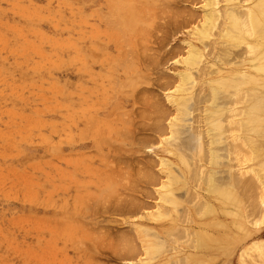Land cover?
I'll use <instances>...</instances> for the list:
<instances>
[{"label": "rangeland", "instance_id": "374dc122", "mask_svg": "<svg viewBox=\"0 0 264 264\" xmlns=\"http://www.w3.org/2000/svg\"><path fill=\"white\" fill-rule=\"evenodd\" d=\"M206 5L207 0H0V264H264V247L247 249L254 241H264L258 211L263 207L251 202L253 197L247 202L256 205L248 207L255 214L250 212L253 218L248 220L253 233L241 241L235 239L243 234L233 223L235 216L221 215L225 222L219 227L215 216L200 218L190 209L186 214L185 209L201 199L196 198L204 181L196 180L192 169L197 161L209 169L205 145L200 148L206 136L201 139L195 130L206 123V113L200 111L209 105V97L204 98L209 87L201 84L208 78L205 70L193 71L194 97L186 95L192 99L187 106L192 113L176 122L181 127L174 126L181 137L170 146L166 141L179 114L174 99L185 96L175 90L179 73L187 68L183 61L188 42L206 51L207 64L217 63L226 72L241 59L235 50L245 48H235L226 56L236 60L225 63L220 45L207 48L192 35ZM169 95L175 96L173 101ZM246 106L248 102L236 105ZM225 146L220 145L221 150L228 151ZM199 148L204 161L198 160ZM223 150L219 180L229 177L223 170L230 153ZM234 155L230 159H236ZM183 156L194 161L189 169ZM168 159L188 183L176 185L181 203L177 211L160 197L169 182L168 168L162 165ZM235 159L231 163H237ZM247 190L259 200L258 189L257 197ZM230 207L236 211L233 204ZM240 207L246 211L245 205ZM159 210L163 216H157ZM191 216L197 228L205 223L202 228L211 233L204 249L196 247L195 232L192 237L185 231L193 223ZM150 246L155 249L149 252L156 256L153 261L146 253ZM243 249L248 251L244 261Z\"/></svg>", "mask_w": 264, "mask_h": 264}, {"label": "bare ground", "instance_id": "6f19581e", "mask_svg": "<svg viewBox=\"0 0 264 264\" xmlns=\"http://www.w3.org/2000/svg\"><path fill=\"white\" fill-rule=\"evenodd\" d=\"M116 19H119L120 22L123 21V20H120V18H118V16L115 18V21H116ZM119 21H118L119 29L122 30L121 28H123V30H124V27H122L124 21L121 22L122 24H119L120 23ZM112 22L114 23L113 20H112ZM112 22L109 24L112 25ZM118 25H114V26H118ZM110 27L112 28V26H110ZM117 29H115V30H117ZM138 29H136V30H138ZM140 31H142V30H139V32ZM111 32L114 33V31H111ZM123 32L125 35V31H122V33H120V34H122V36H123ZM117 33H119V32H117ZM191 33L193 36H195L197 38V40L199 39L200 42H202L204 44V46L207 48L210 46V44L212 45L214 43H215L214 46L220 45V47L219 46L218 47L223 50V52L222 53L220 52V53L226 59L224 60V57H223V59L219 57V59H222V61L225 63L229 61L228 58L232 53H234L235 48L240 49L244 45H245L244 46L245 48L241 49V50H243L242 52H240L241 50H239L238 52L235 50L236 55L240 56V57H238V56L237 57L239 59L240 58L241 59L236 62L238 66L235 67L234 69H231L232 72H226L225 69L217 66V65H219L217 63L207 64L208 62H207V59L205 58L206 51L204 53V51L199 46L195 45L193 42L192 43L188 42V44L190 46L189 47V53H188L187 57L184 58V61H183L184 65H186L187 68H184L186 70L179 73V76H180V84L179 85L180 86H177L178 88H176V90H175V91L184 93L185 96H183V95H182V97L180 96L179 100L174 99V102H176L175 104L178 107L179 114L176 116L175 123L174 122L172 123V129H173L172 130V136L168 137V140H166L168 143L167 142L166 143L169 144V146H170V143L172 145L173 144L172 142L174 140L178 141L177 140L178 136L181 137L179 135L180 129L178 130V129H176V127L174 128V126H177V125L180 126L181 123L177 124L178 123L177 121H179V122L185 121V118H187V115L189 116V114L192 113V112L190 113V111H188L187 106L189 105V101L192 100V99L190 100V97H188V96H190V94H191L194 97V95H193L194 93H192L193 91L190 93L191 88H193L194 85H196V78H197V77L196 78L194 77L196 75L193 74V71L196 68L197 69L199 68L198 71L199 70H202V71L205 70V71H203L204 72L203 74H205V72H206V75H208V78L206 79V81H204V83H201V84L208 85V87H209V95H204V98H206L207 96L209 97V98L207 97L209 105L206 107L205 111L202 110L198 106L201 109L200 111L204 112V114L206 113L205 114L206 116H203V114H202V116L204 118L201 116V114H199L200 117H202L204 119V122L206 121V123H205V126L199 127V131H197L198 127H196L195 130H196L197 136H198V134H201L200 135L201 139H202V136H206V139L205 140L203 139L204 143L202 141V143H203L202 147H200V146L199 147L203 148L204 147L203 145H205L204 149L207 152H204L203 149L199 148V152H198L197 156L199 157L198 160H200V158H201V160L203 159V161H204L207 158L204 159L203 154H205V153H206V155L208 154L207 155L208 160H207V162L206 161L205 162L209 165V167H208L209 169L206 168V166L204 165L205 163L201 166L198 165V162H199V164L201 163L200 161H197V167L192 169V170L197 172V173H194L193 176H195V174H198L194 177L196 180H197V178H199L200 180L202 179V181L204 180L201 183V184H203L202 187L200 184V188H202V192H200L198 190L199 192H197V193H199V194L197 195L198 198H196L197 200H199L201 198L200 200L202 202L200 200L196 201L197 204H195L192 208L188 207L187 209H185L187 212V213L186 212L185 213L188 214V210L190 209V213L192 212L195 215L198 214V216L200 218L205 217L206 215L215 216L216 217V220H215L216 224L218 222H220V223H218L219 227H220V224L222 225L221 222L224 221L221 218V215H224V214L228 215L229 214L231 216H235L236 218L233 219V221H234L233 223H235L237 228L244 234L243 235L242 233H240L242 235L238 236L235 239L241 241L243 238H248L253 233L252 230L250 229V227L248 226V223H249L248 220L250 221V218L255 215V214H253L254 212H252V211H254V209H256V205H254V203H258V208H260V206H261V208L263 207L262 211H261V209L258 211H259V213H261V217H260L261 218V224L264 225V135L262 134V132H260V128H262L261 126H263V124H264V93H261V87L264 89V0H207V5H206V9L204 11V18L202 20V23L200 25H198L196 28H194ZM120 34H118V35H120ZM120 36H118V37H120ZM118 37H117V39H119ZM128 38H130V37H128ZM130 42H128V43L130 44ZM216 42H218V43H216ZM133 44L134 43L132 41V43L130 45H133ZM132 49H130V53L132 52V54H133L134 51H131ZM214 49H216V48L214 47ZM221 49H219V51ZM257 49H258V51H256ZM118 50H119V48H118ZM216 52H213V53H216ZM124 53L128 54V52H126V50ZM135 53L136 52H134V54ZM215 55L217 57L220 54H218V55L215 54ZM215 55H214V57H215ZM222 55H221V57H222ZM226 55H229V56H226ZM125 56H126V54H125ZM128 56H130V55H128ZM208 56H209V53H208ZM120 57L122 58V56H120ZM124 58H128V57H124ZM130 60H132V59L130 58L128 61H130ZM226 60H228V61H226ZM233 60L229 61V63L232 62ZM218 61L220 62L221 60H218ZM202 63H204V64L202 65ZM135 64L136 63L134 61L133 65L135 66ZM129 66H130V64H129ZM134 66H132V67H134ZM190 85H191V88H190ZM200 91L202 93V90H200ZM203 92H205V90ZM240 92H246V94H247L246 97H245V95L243 96L242 93H240ZM239 94H241L243 96V97L241 96L242 101H241V98L239 97L240 96ZM186 95H188V96H186ZM233 96H236L235 100H234ZM174 97H175L174 95L168 96V98L172 101H173ZM196 97H197V95H196ZM237 97H239L238 100H237ZM244 97L246 99L243 100ZM176 98H178V97L176 96ZM201 99H202V101L204 100L203 98H201ZM244 101H245V103L248 102V106L243 107V108H237L236 107V105H239V103L245 105ZM220 102H222V103H220ZM222 116H226V119L223 120ZM200 117L198 118L199 120H200ZM198 119H197V121H198ZM200 121H202V120H200ZM227 121L229 123L226 124L225 122H227ZM198 123H200V122H198ZM233 123L235 124V126L232 125ZM229 124L232 125V128H233V129L231 128L232 133L235 134L234 131L237 132L235 135H233L231 133ZM225 125L226 126L228 125L230 132L228 131V129ZM239 129H240V131H239ZM192 130H194V129H192ZM236 130H238V131H236ZM262 131L264 132V126H263ZM226 132H229V133H226ZM238 132H240V133H238ZM230 133L233 137L230 135ZM180 134H183V133H180ZM228 134H229L228 137H231V139L229 138L230 142H227L228 137L226 135H228ZM200 138H198V139H200ZM180 139H179V141H180ZM201 139H200V141H201ZM233 139H235V142H233L234 141ZM231 142H233L234 144L233 143L230 144ZM225 143H227V146L229 145V149H228V151L227 150L226 151L230 153V154H227L226 157H228V155H229L231 158V155L236 154L237 158L236 159L234 157H233V159L229 158V160H231V161L226 159L227 162L225 161L226 165L225 164L224 165L227 167V170L226 171L223 170V172H228L229 177L226 179L221 178V180H219L221 176L218 177V175H220L221 170L219 171L218 170L219 168H217V167L218 166L220 167V165L223 166V163H221V160H223V157H224L221 154V151L223 149L221 150L222 147L220 148V145L225 144ZM227 146H225V148ZM245 146H247L248 149H246ZM244 149H245V151L250 149L251 151H248L249 155L253 154V156L248 155L250 157L249 158L246 155V153L248 154V152H245V154H243ZM176 150L178 151V148ZM201 150H203V151L201 152ZM194 151L196 152L198 150H194ZM223 151H224V153L226 152L225 150H223ZM182 152H184V151H182ZM185 153L183 155H186ZM201 153H203V154H201ZM181 155L182 154L180 152V156ZM195 155H196V153H195ZM245 155H246V158H245ZM197 156H195V157H197ZM184 157L186 158V156H183L181 161H182V163L187 164V166H185V167H188V169H189L190 165L193 166L194 161H193V163H192V161L191 162L188 161L191 163V164H188V162L186 161V159ZM191 159H193V158H191ZM234 159L237 160L238 162L235 163L236 162L235 161L234 163H231L232 161H234ZM168 160L162 161V163H163L162 165H164L166 168H168L167 171L169 172V174H168L169 176H168L167 181H169V182L166 185L163 184L164 189H166V191H164V192L161 191L160 197H162L161 199L165 203H169V204L173 205V207L175 208V211H177L178 209H176V208L181 203H180L178 196L176 195V190L179 189V187H177L176 185L184 183V185L186 186L188 183L186 180H184V181L182 180V178H185L183 173L182 174L179 173V175H183L184 177H182V176L180 177L179 175L176 174L174 169H172L173 168L172 167L173 162H170V160L169 161ZM189 160H190V158H189ZM195 163H196V160H195ZM191 168H193V167H191ZM195 169H197V170H195ZM224 169H226V168H224ZM194 171H192V172H194ZM203 173H205V174H203ZM200 174H203L204 176H199ZM226 176L227 175H225V177ZM200 177H202V178H200ZM222 179H223V181H222ZM109 186H111V184ZM244 187H248V190H250L251 194L255 193V197H257L255 189L256 190L258 189L259 191L257 190V193H258V195H260L259 200H260L261 204H260L258 198L256 200H254L253 195L249 197L250 194L248 195L246 193V191H244L245 189L247 190V188H244ZM161 188L163 189V187H161ZM240 188H242V190H240ZM251 188H253L254 190ZM251 191H255V192L253 193ZM103 192H105V191H103ZM106 193H108V192H106ZM241 193H244V195H242ZM99 194L103 195V193H98V195L96 194L97 197L99 196ZM118 194L116 192V196ZM245 194L248 196H246ZM92 195L94 197L95 194H92ZM118 196H117V198H119ZM242 196H244V197H242ZM247 197H249V198H247ZM251 197H253L251 202L254 201V203H251V205L255 206L254 209L252 207V211L250 210L251 208L248 209V207H250L251 205L247 204V202L250 203L249 199H251ZM243 198L248 199V201L246 200L244 202L246 204H242V205H243V207H244V205H245V207H246V205H249L246 207V209L244 207V209L246 211H247V209L249 210V212H248L249 214L246 211H240V209H241L240 206H242V205H240V203H241V200L244 201ZM95 199H96V197H95ZM117 201L118 200L114 201L113 203H115ZM96 203H97V201H96ZM104 203H106V202H103V204ZM232 204H233V207H236V211L231 209L230 206ZM103 206H101V207H103ZM107 206H108V204H107ZM90 207L92 208V206H90ZM118 209H119V207H118ZM159 209H161V206ZM96 210H97V208L95 209V211ZM250 212H252L251 213L252 216L250 215ZM185 215L183 214L182 216H185ZM247 215H249V216H247ZM157 216L158 217L163 216V214L160 210L158 211ZM186 217H184V218H186ZM189 218H190V216H189ZM191 220L193 221L192 216H191ZM191 220L189 219L186 221L184 219V221H186V222H188V221L192 222ZM251 221L253 222V220H251ZM194 222H195V220L193 221L192 225H190L189 227H186L185 231L187 230L190 233V235H193L192 237H194L196 234L198 239L197 240L194 239L195 240L194 242H196L197 248H203L205 246L207 247V245L209 246V240L212 239V236L210 235L211 233L209 231H207V229L202 228V226L205 223L201 224V222H200L201 227H200V224H198L199 228H197V226L195 225ZM223 224H225V223H223ZM250 224H251V222H250ZM252 224H254V223H252ZM180 226H178L179 228L177 227L175 230H177V229L179 230ZM225 226L223 225V227H225ZM233 226H235V225H233ZM181 228H184V227H181ZM182 232H183V229H182ZM194 232H195V234H194ZM190 235L187 233V235H186V236H188L187 238H189ZM157 237L158 236H156V238ZM159 240H160V238H159ZM191 240L193 241V238H191ZM188 241H190V240H188ZM192 241H190V242L192 243ZM157 245H160V244L156 243V246L154 245L156 247V249L158 248ZM256 246H258L260 249H263L264 241H254L251 243V247L249 246L250 248H247V249L251 250V249L255 248ZM161 247H159L160 249L158 248L159 251L162 250ZM150 248L152 249V246H150L148 248V250H146V253L148 251L149 258L153 261L154 260L153 258H155L156 256L152 257L151 256L152 254L151 255L149 254ZM152 250L155 251L154 248ZM244 251L246 252L247 250L243 249V252L241 254L242 255L241 258L243 261H244V256H245ZM155 253H157V252H155ZM155 253H154V255H155ZM191 256H193V254ZM149 258L146 259V261H148ZM245 262L246 261H244V264H247ZM251 262L248 264H251ZM254 263L256 264V262H253V264ZM203 264H205V263H203Z\"/></svg>", "mask_w": 264, "mask_h": 264}]
</instances>
